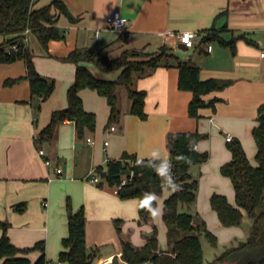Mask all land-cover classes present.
<instances>
[{
  "label": "crops",
  "instance_id": "0c3cea01",
  "mask_svg": "<svg viewBox=\"0 0 264 264\" xmlns=\"http://www.w3.org/2000/svg\"><path fill=\"white\" fill-rule=\"evenodd\" d=\"M50 2L35 0L33 7ZM64 3L73 19L52 9L62 38L49 40L45 48L32 32L28 31L26 37L37 71L55 79L54 90L47 99L31 96L22 59L0 63V222L7 223L11 242L22 248L42 243L50 263L55 260L56 264H68L60 262L58 256L63 249L62 238L68 233L69 199L72 210L84 208L86 246L88 250L97 249L92 264H101L108 257H116L118 264H127L121 257V241L127 239L141 246L152 226L138 223V199L121 198L100 173L106 171L108 159H118L125 152L138 158H153L151 154L159 150V159L169 161L168 134L195 130L207 134L198 142V149L207 151L209 156L190 167L192 177L198 180L196 200L180 210L195 215L196 222H204L215 236L214 232H219L227 243L238 236L246 239L252 221L239 231L241 223L222 225L209 199L213 193L224 194L235 205L233 184L220 172V166L231 159L227 135L240 141L252 165L257 163L252 129L257 124L258 106L264 102V0H64ZM115 12L126 19L125 26H108L106 18ZM212 25L225 28L220 31L223 38H235L234 52L216 40L201 41ZM183 31L194 33V46L186 47L179 41L178 35ZM5 38L0 35V42ZM163 44L181 59L196 63L201 79L231 81L222 90L204 96L207 100L219 98L214 108L202 107L198 118L190 116L187 106L192 92L178 88L176 66L160 65L133 81L135 88L145 91L146 118L129 111V100L127 105L119 106L120 119L112 123L116 128L110 130V106L106 98L96 90L83 88L79 94L84 108L95 114V129L79 138L74 121L66 119L53 123L50 132L43 131L52 112L67 106V89L76 71V64L65 59L71 50L87 47L115 58L128 48L145 46L155 50ZM85 65L99 77L117 76L100 72L92 63ZM40 147L52 158L51 165L44 164L37 153ZM55 166H60L62 173L57 174ZM91 174H98L100 181H90ZM171 191L164 189L162 204ZM156 199L158 208V196ZM45 201L47 205L43 204ZM18 203H24L23 210L14 209ZM246 216L243 211L241 222ZM115 219L120 220L119 233ZM162 223L166 232L163 220ZM166 242L161 246L159 239L161 249L166 248ZM40 254L39 249H32L27 257L33 262Z\"/></svg>",
  "mask_w": 264,
  "mask_h": 264
},
{
  "label": "trees",
  "instance_id": "16d2710c",
  "mask_svg": "<svg viewBox=\"0 0 264 264\" xmlns=\"http://www.w3.org/2000/svg\"><path fill=\"white\" fill-rule=\"evenodd\" d=\"M35 0H0V35L6 37L0 42V63L22 59L25 62L24 78L28 80L31 96L47 99L54 90L55 79L39 73L33 62V55L27 45V32H32L43 47H47L51 39L63 37L56 25V14L52 9L69 15L64 0H51L50 3L34 8ZM223 14L219 13L215 19ZM70 18H72L70 16ZM73 19V18H72ZM212 25L201 38L203 42L216 40L223 46L235 51V38L225 39L220 31ZM65 59L76 64L75 78L67 89V106L54 110L49 124L43 131L50 132L53 123L72 120L75 123L76 135L82 138L86 131L95 129V114L87 111L80 97L83 88L96 90L104 96L110 106L108 124L118 121L121 110L118 105L117 92L120 86H125L127 96L131 101L129 111L146 118L144 108L145 91L133 86V81L151 72L160 65L176 66L178 69V88L189 90L192 97L187 110L190 116L198 118L199 109L210 106L214 108L219 99L204 96L215 90H222L230 84L229 79L208 78L201 79L200 68L193 61L181 59L165 44L155 50L147 47L128 48L119 56L109 58L100 55L87 47H76L69 52ZM92 63L102 73H117L116 78H102L97 76L85 64ZM256 143L255 160L252 165L246 156L239 140L229 141L231 159L220 166V172L229 177L234 188L235 205L228 201L224 194L213 193L209 203L217 213L219 221L224 226L239 225L243 218V211L251 218L250 231L246 239L226 247L207 264H264V102L258 106L257 124L252 129ZM207 137L206 133L195 131H177L167 136L169 150L170 173L179 178L180 185L176 191H171L162 204V220L166 226L167 246L160 248L158 229L152 223L154 218L151 208H157L156 196L163 194L164 189H171L166 177L159 174L156 167L162 159L143 158L144 163L138 164L135 154L123 153L118 159H108L105 180L114 188L124 174L126 181L117 190L121 198L138 199V223H149L152 226L150 234L141 246L133 245L129 240L121 241V257L130 264L150 262L151 264H205L200 234L212 243H216V236L206 228L204 222H196L195 215L178 209L179 203H194L198 188V180L192 177L190 167L193 164L208 159L207 151L198 149V142ZM151 162V163H150ZM153 196L150 206L145 199ZM68 233L62 238L63 249L59 252L58 260L68 264H92L97 249L88 250L85 239L86 217L84 208L72 210L70 200L67 199ZM24 203L14 205V209L21 211ZM120 220L115 219L116 230H121ZM2 234L0 236V264H49L45 258L44 247L36 243L33 247L22 248L14 245L7 235V223L0 222ZM32 249H39L41 254L32 262L27 253Z\"/></svg>",
  "mask_w": 264,
  "mask_h": 264
},
{
  "label": "rangeland",
  "instance_id": "374dc122",
  "mask_svg": "<svg viewBox=\"0 0 264 264\" xmlns=\"http://www.w3.org/2000/svg\"><path fill=\"white\" fill-rule=\"evenodd\" d=\"M117 97H118V104L119 106H125L128 104L129 99L127 96V90L125 88V86H120L118 89V93H117ZM163 195L158 196V208L157 209H161L162 208V199ZM187 203H179V210L182 208V206H187ZM161 211H158L155 215L154 218L152 220L153 224H157L158 225V236L161 242V246L165 245L166 242V232L165 229L163 227V223L161 220ZM246 220V221H245ZM245 220L243 222H241V224L238 227V231L242 230L246 227V222H250L251 218L249 216L245 217ZM247 223V224H248ZM250 231V228H249ZM216 233V236L218 235V238H216V243L212 244L204 235V233L200 234V241L202 243V247H203V254H204V263L207 264L209 263L210 260H212L216 255H218L219 253H221L226 247L230 246V245H234L236 243H238L240 241V239H245L244 238H236V240H232V242H225V240L223 239V237L219 234V232H214ZM57 261H52L50 264H56Z\"/></svg>",
  "mask_w": 264,
  "mask_h": 264
},
{
  "label": "built area",
  "instance_id": "2783aa9c",
  "mask_svg": "<svg viewBox=\"0 0 264 264\" xmlns=\"http://www.w3.org/2000/svg\"><path fill=\"white\" fill-rule=\"evenodd\" d=\"M106 22H107L108 26H110L112 28H121V27L126 25V19L123 18L122 16H120L119 13H117V12H115L112 15L108 16L106 18ZM26 32L28 33V30H26ZM193 37H194V33L191 32V31H183L182 33H180L178 35L179 41L182 42L186 47L194 46ZM115 128H116V126L114 124H112L110 126V130H114ZM88 140H90V138H88ZM226 140L227 141L232 140V136L231 135H227L226 136ZM105 143L107 144V141H105ZM37 153L41 157H43L44 164L49 166V165H51L53 163L52 158L48 155V153L46 152V150L43 147L38 148L37 149ZM54 169H55V172L57 174L62 173V168L60 166H55ZM100 179L101 178H100V176L98 174H91L89 176V180L92 181V182H99ZM125 181H126V178H125V175H124L122 177L121 181H120V184L115 186L113 188V191L117 192V190L121 187V185L123 183H125ZM43 204L47 205V202L45 201ZM111 263H112V257H108V258H105L101 264H111ZM127 264H130V263L127 262ZM140 264H151V263L150 262H143V263H140Z\"/></svg>",
  "mask_w": 264,
  "mask_h": 264
},
{
  "label": "clouds",
  "instance_id": "9594fccd",
  "mask_svg": "<svg viewBox=\"0 0 264 264\" xmlns=\"http://www.w3.org/2000/svg\"><path fill=\"white\" fill-rule=\"evenodd\" d=\"M151 155H152L153 159L160 158V152H159V150L154 151ZM137 163L138 164L144 163L143 158H141L140 160H138ZM152 166L157 168V171L159 172L160 175L166 177L167 182H168V185L170 186L171 190L176 191V190L179 189L180 185L177 184V183H175L173 181V177H172V175L170 173V167H171V165H170V162L169 161H167V160H161V162H160L159 165H152ZM151 199H154V197L153 196L146 197L145 204L148 205V206H150ZM160 210H162V208L161 209L151 208V211L153 212V214H156Z\"/></svg>",
  "mask_w": 264,
  "mask_h": 264
},
{
  "label": "water",
  "instance_id": "95a60500",
  "mask_svg": "<svg viewBox=\"0 0 264 264\" xmlns=\"http://www.w3.org/2000/svg\"><path fill=\"white\" fill-rule=\"evenodd\" d=\"M100 174H101L102 177H105L106 176V171H102ZM122 174L129 175L130 174V170L129 169H125V170L122 171ZM178 181H179V178H175L174 179L175 183H178ZM112 264H118V261H117L116 257H114L112 259Z\"/></svg>",
  "mask_w": 264,
  "mask_h": 264
}]
</instances>
